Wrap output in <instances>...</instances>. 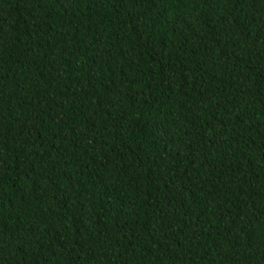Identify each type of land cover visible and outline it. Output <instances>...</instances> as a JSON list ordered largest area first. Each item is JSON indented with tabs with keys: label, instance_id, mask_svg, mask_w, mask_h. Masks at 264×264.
Wrapping results in <instances>:
<instances>
[{
	"label": "trees",
	"instance_id": "trees-1",
	"mask_svg": "<svg viewBox=\"0 0 264 264\" xmlns=\"http://www.w3.org/2000/svg\"><path fill=\"white\" fill-rule=\"evenodd\" d=\"M0 264H264V0H0Z\"/></svg>",
	"mask_w": 264,
	"mask_h": 264
}]
</instances>
